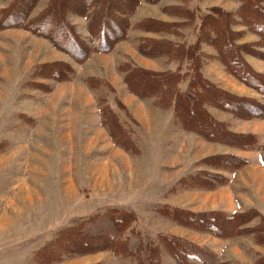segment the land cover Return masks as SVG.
Returning <instances> with one entry per match:
<instances>
[{"label":"rangeland","instance_id":"374dc122","mask_svg":"<svg viewBox=\"0 0 264 264\" xmlns=\"http://www.w3.org/2000/svg\"><path fill=\"white\" fill-rule=\"evenodd\" d=\"M88 1L65 0L62 13L65 23L84 39L87 20L72 12ZM256 1L264 8V0ZM35 2L0 0V22L4 21L0 25V264H133L95 248V252L61 260L65 247L67 252L85 250L79 245L84 235L105 236V243L111 236L125 241L130 252L143 254L168 237L194 245L202 258L214 264H258L261 260L264 264L263 239L258 242L249 232L218 238L177 223L184 217L179 209L228 214L253 211L257 215L246 227H259L264 218V166L259 161L264 150L246 151L185 130L172 108H161L154 97L140 99L130 93L125 74L118 69L125 64L140 66L136 61H142L140 57L150 64L153 70L149 71L176 68L165 57H146L139 50L143 41L180 39L168 32L144 31L140 25L146 19L173 23L169 25L182 20L163 11L180 4L179 0H140L127 38L111 53H92L82 63L50 41L53 34L48 31L68 41L64 31L56 29L59 21L40 19L58 0ZM188 7L235 14L239 3L189 0ZM13 16L37 21L36 29L42 34L13 27ZM259 28L253 32L240 19L234 20L230 39L239 48V62L264 74V34L259 35L264 24ZM191 30L189 26L182 30L189 41L194 40ZM201 54L203 77L213 89L230 94L235 101L263 100L258 90L264 87L263 79L246 85L227 72L214 49L202 44ZM60 63L73 67L70 80L52 77ZM188 85L189 81L181 87L186 90ZM204 109L212 120L226 124L224 131L239 137L253 134L264 146V119H242L217 105L205 104ZM193 117L201 122V115ZM228 155L246 158L248 163L232 173L224 172L213 159L220 162ZM199 173L205 178L222 174L226 184L213 190L185 186L187 178ZM170 212H176L175 220ZM174 261L163 254L160 264H177Z\"/></svg>","mask_w":264,"mask_h":264},{"label":"trees","instance_id":"16d2710c","mask_svg":"<svg viewBox=\"0 0 264 264\" xmlns=\"http://www.w3.org/2000/svg\"><path fill=\"white\" fill-rule=\"evenodd\" d=\"M35 1L33 0V2ZM64 1L58 0L54 5L50 4L44 13L40 15V19L51 22L53 18H56L59 21L56 29L63 30L68 41L60 40L59 35L54 36V32L48 31L47 33L46 27L45 31L47 34H53L51 37L54 39L51 38L50 41L54 46L68 53L76 63L86 61L92 53H111L116 44L127 38L130 20L140 5V0H89L81 7H77L72 13L77 12L87 20L88 35L84 39L72 25L65 23V17L62 14L65 12ZM233 1L239 3L235 14L216 8H207L206 12H204L199 7L189 8V0H179L180 4L172 5L168 9L163 8V11L175 14L176 17L182 19L174 23V25H169L173 23L167 24L155 19L142 21L140 27L144 31L168 32L173 37L180 39L177 42L172 39H167L166 41H143L139 50L146 57H165L168 61L175 62L177 64L175 70L157 73L131 64L121 65L118 69L125 74L124 82L130 93L140 99L154 97L155 102L161 108L163 106L165 109L172 108L175 118L183 125L185 130H195L208 140H220L222 143L239 145L246 151H262L264 146L257 143L258 139L255 135L239 137L227 130L224 131L223 127L226 124L212 120L204 109L205 104L217 105L221 109L233 112L242 119H264V87L260 86L258 88L263 95L262 101L247 98L235 101L231 100L230 94L213 89L211 83L202 74L201 48L203 44L214 49L227 72L242 83L249 85L257 78L258 81L264 80V74L255 73L253 70H249L243 62H239L240 60L237 57L239 48L230 39L233 32L231 31V26L234 20L239 21L240 19L253 32L256 26L260 27L259 30H262L264 8L260 7L256 0ZM14 4L16 5L18 2L16 1ZM12 20L13 23L15 22L12 24L13 27H28L36 34H42L41 31L40 34L36 29L38 28V25H36L37 21L30 23L28 18H24L21 21L18 17L15 19L14 16ZM2 23L4 21L0 22V25ZM6 25L10 24L7 23ZM188 26L193 31V41H189L187 34L182 32V30L188 29ZM263 34L264 32L259 35L263 36ZM233 54L236 55V58ZM230 63H233L234 66H231ZM55 67L56 70L58 68V72L54 73L52 71V74H54L53 78L59 81H67L72 78L74 71L70 64L60 63ZM98 81L101 82V80ZM187 81H189L188 88L183 90L181 86ZM108 85L110 89H113L110 84ZM235 102L237 106H234ZM194 114L198 117L199 115L202 116V123L197 122L196 117H193ZM102 119L105 122V118L103 117ZM233 137H237V139ZM220 159V162L217 158L213 159L215 162L221 163L215 166L219 165L220 168L218 169L230 173L236 171L241 165L248 163L246 158L231 155L222 156ZM259 161L264 166V157H261ZM203 175L202 173L191 175L186 179L185 186L190 189L213 190L225 185L227 181V178L222 174L214 177L207 176L206 178L202 177ZM179 210L184 217L179 218L177 223H181L196 231L205 232L218 238L238 237L249 232L247 234L252 235L258 242L263 239L264 244V218L259 227H246L256 217V212L228 214L217 211L194 213L187 210ZM169 217L175 220L177 217L176 212H170ZM113 224L119 233L120 223L116 221ZM79 231L82 233V229H79ZM84 236L83 241L79 245L85 250L76 249V251H79L77 252L79 254H77L76 252H67V247H65L64 256L60 259L64 260L65 258L80 256L83 253L95 252L97 251L95 249H104L110 251L114 256L129 259L133 264H160L163 254L172 256L177 264H209L198 254V251H201L200 249L180 239L165 237L161 242L157 241L154 243L149 252L143 254V252H130L127 244L124 243L125 241L111 236L107 237L110 242L106 243L104 242L106 238H104L105 236L102 237V235ZM66 243L69 244L68 242ZM260 262L258 264H261Z\"/></svg>","mask_w":264,"mask_h":264},{"label":"crops","instance_id":"0c3cea01","mask_svg":"<svg viewBox=\"0 0 264 264\" xmlns=\"http://www.w3.org/2000/svg\"><path fill=\"white\" fill-rule=\"evenodd\" d=\"M140 59H142V61H138L137 59H136V61L138 62V64H140V67H142V68H144V69H151V67H149L150 66V64H148V63H146L145 62V59L146 58H141L140 57ZM176 68H173V69H169V70H175ZM151 70H153V69H151ZM160 70H162V71H165V70H163V69H160ZM159 70V71H160ZM166 71H168V69L166 70ZM110 83H111V81H110ZM111 85H113V83H111ZM231 214V213H230ZM165 255H167V256H170V255H168V254H165ZM171 258H172V256H170ZM202 258V257H201ZM173 259V258H172ZM174 260V259H173ZM203 260H204V258H203ZM207 261V260H206ZM175 262V261H174ZM208 262V261H207ZM209 264H214V263H211V262H208Z\"/></svg>","mask_w":264,"mask_h":264}]
</instances>
